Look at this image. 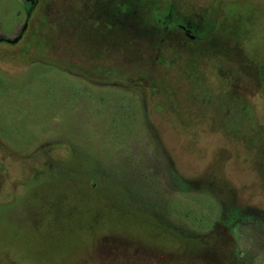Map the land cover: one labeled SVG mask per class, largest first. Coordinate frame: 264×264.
Instances as JSON below:
<instances>
[{"label":"rangeland","instance_id":"374dc122","mask_svg":"<svg viewBox=\"0 0 264 264\" xmlns=\"http://www.w3.org/2000/svg\"><path fill=\"white\" fill-rule=\"evenodd\" d=\"M67 1L0 0V264H264V0H164L241 64L140 46L114 77L40 51Z\"/></svg>","mask_w":264,"mask_h":264},{"label":"trees","instance_id":"16d2710c","mask_svg":"<svg viewBox=\"0 0 264 264\" xmlns=\"http://www.w3.org/2000/svg\"><path fill=\"white\" fill-rule=\"evenodd\" d=\"M67 3L62 13L47 18V30L39 41L40 51L47 49L49 54H54L57 47L62 56L75 52L83 56L82 64L89 65V70L97 75L118 76L121 67L112 65L114 63L109 61L110 58L114 53L125 56L126 50L140 46H147L162 54L193 48L195 44L203 45L200 48L222 58L232 59L233 55L234 63L241 64L237 51L225 43L223 37L210 34L192 40L187 35L191 32L181 23L167 22L164 18V0H68ZM62 32L73 41L72 48L59 42ZM83 41L95 42V53L80 52L79 45ZM160 61L167 63L164 58ZM248 64L254 65L252 62ZM257 67L260 69L256 70ZM257 67L255 70L242 68L255 72L259 82H264V67ZM150 89L152 94L159 91L153 86Z\"/></svg>","mask_w":264,"mask_h":264},{"label":"flooded vegetation","instance_id":"af4514ba","mask_svg":"<svg viewBox=\"0 0 264 264\" xmlns=\"http://www.w3.org/2000/svg\"><path fill=\"white\" fill-rule=\"evenodd\" d=\"M185 27V26H184ZM190 32V31H189ZM192 40H194L195 38H196V36H194V35H192L191 33H190V35L189 34H187Z\"/></svg>","mask_w":264,"mask_h":264}]
</instances>
